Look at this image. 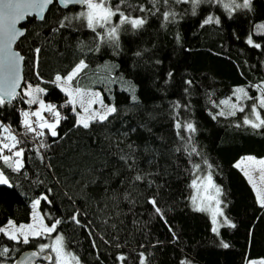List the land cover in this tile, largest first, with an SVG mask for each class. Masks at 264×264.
I'll return each instance as SVG.
<instances>
[{"label":"trees","instance_id":"obj_1","mask_svg":"<svg viewBox=\"0 0 264 264\" xmlns=\"http://www.w3.org/2000/svg\"><path fill=\"white\" fill-rule=\"evenodd\" d=\"M104 2L116 13L110 23L115 39L88 26L84 7L63 9L56 2L42 21L23 25L26 33L15 46L24 57L22 88L41 87L59 116L47 120L56 122L53 136L46 127H25L30 104L21 90L0 105V143L10 147L12 136L18 141L11 150L0 145V172L9 182L0 184V227L10 220L29 223L37 200L45 224L60 223L27 244L0 233V252L8 249L0 264H14L26 251L49 255L41 262L50 264L51 251L41 246L56 234L79 264H247L264 258V207L236 166L246 156L264 158V125L245 123L252 107L264 119L258 104L264 98V33L253 32L264 21V0L232 10L222 0ZM121 12L144 22L120 23ZM209 16L219 23L205 24ZM81 62L86 67L72 81L113 63L115 74L135 85L136 99L118 85L101 88L115 111L83 127L55 79ZM240 88L247 95L238 98ZM198 173H209L220 190L227 223L218 231L192 203Z\"/></svg>","mask_w":264,"mask_h":264},{"label":"rangeland","instance_id":"obj_2","mask_svg":"<svg viewBox=\"0 0 264 264\" xmlns=\"http://www.w3.org/2000/svg\"><path fill=\"white\" fill-rule=\"evenodd\" d=\"M223 5H228L229 7H226L227 9L232 10L234 7H232L233 0H222ZM236 3V2H235ZM107 7V6H106ZM88 9L85 5L83 8L82 13H87ZM114 16V15H113ZM113 16H111L110 20L106 24H102L100 22L97 23L95 28L101 27L105 30V33L108 34L110 29L114 26H111L110 23L113 20ZM133 20V19H132ZM253 32L255 34H263L264 33V21L258 22ZM117 34V33H116ZM251 38V37H250ZM252 40V39H251ZM249 41V39H248ZM116 65L113 63H107L98 68L96 71H92L84 76H80L77 81H70L68 83H65V79H61V81H57L58 85L61 87V89H66L67 91H71L73 93L72 96H69L67 94V91H64L68 95L69 102L74 101L72 104L73 109L77 116V122L81 125V119H85L87 123L89 124L93 120H101L100 116L110 115L111 113H108V108H114L113 104H108L103 100L102 97V90L101 88H108L113 87L114 85H118L121 89H125L129 92L131 98L133 100L136 99V87L133 83L130 81H127L126 79H123L120 77L119 74H115ZM114 75V76H113ZM68 85V86H66ZM40 88L39 86H31V89L28 88V85L24 86L21 89L22 95L25 97V99L28 101L30 98L34 99L35 102L30 104V108L24 110L23 113L27 112L28 116L27 118L23 115V123L25 119L28 120V122L31 124L32 127H41L42 124H54L56 127V122L47 121L44 118V115L47 111H49V107H53V104L45 101L43 99L44 91L36 92L35 89ZM77 89H79V94H77ZM242 89V88H240ZM31 91L32 96H25L23 93L25 91ZM240 92L236 89L237 97L239 98ZM261 97L259 98L260 101ZM43 104V107L41 106ZM260 105V103H258ZM224 106H226L227 110L232 111L233 105L229 102L224 103ZM253 108H255V112L253 111ZM259 107H252L249 111V116L245 120H249L252 123L260 124L259 120H257V114H259V117L261 120H264L260 113L258 112ZM87 109V111H85ZM33 113H39V116L33 115ZM113 113V112H112ZM252 123H248L252 125ZM261 126V125H260ZM46 127V126H45ZM47 128V127H46ZM49 129V128H48ZM50 130V129H49ZM5 131V130H4ZM51 132V130H50ZM3 136L6 138H9V135L7 131L3 133ZM1 147L6 148L5 145L7 144V141H1L0 143ZM9 146V145H8ZM3 150L2 148L0 149ZM264 160V158H255L252 156H246L241 158L237 163L236 166L239 165V169L245 174L247 179L249 180L251 186L254 189V192L256 194V197L260 203V199L264 197V164H261L260 161ZM19 166L21 164L20 160ZM15 166L16 163H15ZM1 173V172H0ZM4 176V175H3ZM5 177V176H4ZM6 178V177H5ZM195 182V185H194ZM9 183V182H8ZM218 186L214 183L211 175L209 173H198L194 177L192 181V203L193 205L202 211L207 212L213 222V214L215 213V219L216 223H213V228H216L217 231L225 224V217L222 213L221 207H220V190L217 192ZM32 203V213H31V219L30 222L27 224H16L13 221H8L4 226L0 227L5 229L6 232L12 233L15 232L18 239L23 241V236L20 235V232L17 231V229L20 228L21 225L25 226L22 231L28 235V238L30 237H37L40 235H47L51 233H47L43 231V226H47L39 212V205H37L35 208H33ZM261 204V203H260ZM222 213V214H221ZM11 222V223H9ZM31 225L32 227L29 228L28 226ZM48 227V226H47ZM39 232L40 235H33V233ZM5 234V232H0ZM53 233V232H52ZM7 236V235H6ZM57 236H61L60 234L51 235L50 240H48L47 246L49 247L51 254L53 256V261H51L50 264H55L56 261V253L52 251V247L54 246V241ZM8 237V236H7ZM47 248V247H46ZM65 253L70 254L66 251L64 248ZM44 253V252H40ZM71 256H73L71 254ZM51 259V260H52ZM65 259H68L67 256H65ZM2 264H8L6 262H3ZM38 264H48L46 262H39ZM71 264H76L75 261H72ZM247 264H264V258H258L249 261Z\"/></svg>","mask_w":264,"mask_h":264},{"label":"snow or ice","instance_id":"obj_3","mask_svg":"<svg viewBox=\"0 0 264 264\" xmlns=\"http://www.w3.org/2000/svg\"><path fill=\"white\" fill-rule=\"evenodd\" d=\"M54 0H0V68L5 70V76L3 81H0V105H3L6 103L5 97H8L10 99H14L17 95L16 89L19 87L20 84V75H19V66L20 62L23 60V57L19 55V53L12 51V45L17 39L18 36L23 35V31L17 29L16 25L25 19L26 16L35 13L37 16H42V13L45 11L48 5L52 4ZM72 3H83L87 6V13H82L81 16L83 18H86L88 26L90 28H93L95 30V26L98 22L102 24H106L109 22L111 16L115 15L116 13L112 11L111 8L106 7V4L104 0H70ZM156 0H153V3H155ZM167 2V0H165ZM183 2H187V0H183ZM194 5H197L201 2V0H192ZM225 7H229L228 5H225ZM232 7H243V8H251V0H243L242 4L235 3V0H233ZM143 10V9H141ZM121 19L120 23H131L133 27H138L141 24H143V20L141 19H133L129 20L128 17L124 16V14L121 12L119 13ZM165 19H167V15H165ZM219 23V20L213 21V17L209 16L204 23ZM63 23L61 24V27H63ZM117 29L115 27L111 28L108 35L109 37L115 39L116 38ZM249 44H252L251 38H249L248 41ZM254 47H259L260 45L255 44ZM39 51V50H37ZM86 65L81 62L72 73H70L65 79V83H68L72 81V79L84 68ZM56 81H61V76H56ZM28 88L31 89V85H28ZM64 91H67L66 89H62ZM36 92H41L43 89L36 88ZM238 92L243 93L245 96L247 93L244 92V89H237ZM25 96H32V92L25 91L23 93ZM67 94L69 96H72L73 93L71 91H67ZM77 94H79V89H77ZM35 100L30 98L27 103L32 104ZM74 101H70V103H73ZM260 106L264 107V98H261ZM43 107V104L41 105ZM49 110H51V106H48ZM87 111V109H85ZM115 111V108H108V113H112ZM253 111L255 112V108H253ZM23 115L27 118L28 113L25 112ZM33 115L39 116V113H33ZM57 117L59 116V113L56 114ZM100 119H106L105 116H100ZM257 120H259L260 124L252 123L249 120H245V123H252V127H258L260 125H264V120H261L259 117V114H257ZM81 123L83 124V127L87 128L88 123L85 119H81ZM25 127L28 129V131H34L31 124L28 122L27 119L24 121ZM47 127L51 130V134L53 136L56 135L55 132V125L54 124H42L41 127ZM179 127V125H178ZM188 129L191 131H194L192 125H188ZM7 131V129H5ZM42 135V133H41ZM7 139V137H6ZM11 140L13 141L12 145L9 147L8 145H5V147H9V150H11V147H15L16 143L18 141L14 136L11 137ZM22 155L21 151L15 152V156L20 157ZM5 162L9 160V157H4ZM17 165V170L19 168V161H15ZM261 164H264V160L260 161ZM239 167V165H237ZM137 179H140L139 176H137ZM0 184H8V180L3 176L2 173H0ZM195 185V182H194ZM217 192H219V189H217ZM46 199V197H45ZM40 201L37 200L33 204V208H35L37 205H39ZM261 206L264 207V197L260 199ZM153 204H155V201H153ZM157 211L159 209L157 208ZM222 214V213H221ZM216 214H213V223H216L215 219ZM75 219V217H73ZM79 223V221H76ZM11 223V222H9ZM60 221H56L54 224H52L51 227L43 226V231L47 233H52L56 230V225L59 224ZM227 223V221H225ZM234 227V225H232ZM25 226L21 225L17 231L20 232V235L23 236V243L27 244L29 242L28 235L25 234L22 229ZM29 228L32 226L29 225ZM213 231H217L216 228H213ZM0 232H5V235L8 236L10 240H16L17 242H20L16 233L12 232H6L5 229L0 228ZM33 235H40L39 232L33 233ZM47 245L41 246V251H43ZM223 247L227 248L228 244L224 243ZM52 251L56 253V261L55 264H71L72 261H75L76 264H79L77 258L75 256H71V254H67L64 251V244H63V237L57 236L54 241V246L52 247ZM8 249L4 248L2 252H0V255L7 254ZM35 255V254H33ZM65 256L68 257V259H65ZM119 259L123 261L125 258L123 256H120ZM143 264V261L141 262Z\"/></svg>","mask_w":264,"mask_h":264},{"label":"water","instance_id":"obj_4","mask_svg":"<svg viewBox=\"0 0 264 264\" xmlns=\"http://www.w3.org/2000/svg\"><path fill=\"white\" fill-rule=\"evenodd\" d=\"M55 2L58 4L59 7L63 8V9H66L69 7L83 8L85 6L83 3H72V2H70V0H54V2L52 4H54ZM52 4L47 6L45 11L42 13V16H37L35 13H32V14L26 16L24 20L20 21L16 25L17 29L23 31V35L18 36L17 39L15 40V42L13 43V45H12V51L13 52L19 53V55L21 57H23V55L15 48L19 39L22 38L26 33V29H25V27H23V25L26 23V21L28 19H31V18H35L37 21H42L45 17V14L47 13L48 9L50 8V6ZM23 64H24V57H23V60L20 62V66H19L20 84H19V87H17V89H16L17 94L21 90L23 83H24ZM4 76H5V70L0 68V81H3ZM14 99L9 100L8 97H5L6 102H11ZM33 254H35V255H33ZM49 259H50L49 255H41L36 251H26L16 259L14 264H37L38 262L48 261Z\"/></svg>","mask_w":264,"mask_h":264},{"label":"built area","instance_id":"obj_5","mask_svg":"<svg viewBox=\"0 0 264 264\" xmlns=\"http://www.w3.org/2000/svg\"><path fill=\"white\" fill-rule=\"evenodd\" d=\"M58 113V108H57V106L56 105H54L52 108H51V110L48 112V113H46L45 115H44V118L46 119V120H48V119H56L57 118V114ZM61 117V116H60Z\"/></svg>","mask_w":264,"mask_h":264},{"label":"crops","instance_id":"obj_6","mask_svg":"<svg viewBox=\"0 0 264 264\" xmlns=\"http://www.w3.org/2000/svg\"><path fill=\"white\" fill-rule=\"evenodd\" d=\"M80 72H81V71H80ZM80 72H79V73H80ZM76 76H77V75H76ZM74 78H75V77H74ZM74 78H73V79H74ZM73 79H72V80H73Z\"/></svg>","mask_w":264,"mask_h":264}]
</instances>
